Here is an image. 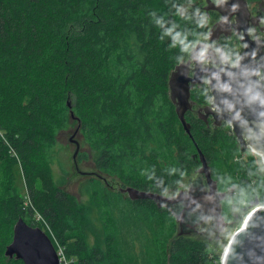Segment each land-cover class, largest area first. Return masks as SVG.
<instances>
[{
    "label": "trees",
    "instance_id": "obj_1",
    "mask_svg": "<svg viewBox=\"0 0 264 264\" xmlns=\"http://www.w3.org/2000/svg\"><path fill=\"white\" fill-rule=\"evenodd\" d=\"M207 23L201 0H0V264H23L4 251L18 218L44 229L30 222L35 214L68 264H221L219 242L175 236L174 217L152 200H131L94 175L79 201L57 186L51 168L55 134L72 110L94 167L121 184L175 193L200 166L199 150L215 180L242 172L234 201L247 200L255 163L235 162L233 132L187 111L189 136L168 98L170 70ZM191 96L196 106L211 101L205 82Z\"/></svg>",
    "mask_w": 264,
    "mask_h": 264
},
{
    "label": "water",
    "instance_id": "obj_2",
    "mask_svg": "<svg viewBox=\"0 0 264 264\" xmlns=\"http://www.w3.org/2000/svg\"><path fill=\"white\" fill-rule=\"evenodd\" d=\"M205 1L206 14H209V10L220 13V19L208 30L209 39L226 34L231 26L236 32L243 31L247 36L246 20L250 11L246 0ZM233 16L236 23L231 24L230 19ZM204 44V41L196 42L188 57L177 63L168 74V98L174 105L178 120L184 132L191 136L190 123L185 118L186 112L195 103L191 98V89L194 84L200 85L206 81L212 102L198 108V118L209 125L210 116L214 127L223 122L228 124L240 151H244L248 144L254 151L257 167L263 171L261 156L264 158V78L258 80L257 75L260 70L264 71V55L255 56L252 53L253 45L245 41V49L235 65L214 68L204 64V59L210 56L199 54ZM70 119L77 121V127L69 138L75 145V159L80 145L74 136L79 131L80 122L72 110ZM244 135L248 143L245 142ZM198 155L200 166L195 170L197 175L188 182L185 189L180 188L170 195L124 186L119 187V192L131 200L150 199L157 207L166 208L175 220V236H194L207 242H218L232 228L226 226L221 213V202L226 196L232 195L234 186L228 187L226 192L219 191L203 153L198 150ZM77 171L79 172L78 169ZM90 174L104 177L96 172ZM4 255L22 260L23 264H60L56 249L45 231L39 226L29 225L22 217L13 226L12 240L7 244ZM220 261L221 264H264V208L253 209L240 227L234 230Z\"/></svg>",
    "mask_w": 264,
    "mask_h": 264
},
{
    "label": "rangeland",
    "instance_id": "obj_3",
    "mask_svg": "<svg viewBox=\"0 0 264 264\" xmlns=\"http://www.w3.org/2000/svg\"><path fill=\"white\" fill-rule=\"evenodd\" d=\"M262 1V0H261ZM264 2V1H263ZM201 5H207V2L205 0H201ZM208 23H211V20L208 19ZM206 35L202 37V39H205ZM201 40V38L199 39ZM70 124L67 125L65 128L60 129L55 134V144L51 150V168L53 177L55 180V183L60 188L64 189L66 192H69L70 194L74 195L79 199V201H84L90 190H92L93 186L91 184V178L95 177L94 175L90 174V172H96L100 175H103L107 178L109 188L113 190H118L119 187H124L125 185L121 184L119 181L115 180L112 176L97 170L94 167V159H93V153L94 151L92 148L88 145V143L85 141L83 134L81 130L79 129L78 133L74 138L78 140L79 142V150L76 154L75 159H73V154L75 151V145L73 142L70 141V136L73 134L75 128L77 127V122L72 119H70ZM227 130H231L230 126L224 127ZM236 139V138H235ZM237 150L238 152L235 155V162L237 163H246L247 165H250L249 158H250V150H247L246 153L239 151V144L236 141ZM244 153V154H243ZM77 165V168H76ZM237 168H239L237 166ZM79 170V172L77 171ZM239 170V169H238ZM236 170L235 172L228 171L226 172L225 176H222L221 178H217V188L219 191L226 192L227 188L230 186H237L236 190L233 191L232 196L230 199L240 200L239 192L241 193V187L243 185L241 184L240 177L242 175V172ZM13 171L15 174V180H14V187L16 191L22 196L23 204L25 205L27 203L26 195L27 190L25 187V182L22 175V169L20 167V163H16L13 167ZM82 172H85L84 174ZM196 173H194L191 177L186 179L184 183L180 186V188H186L187 184L190 180L194 179L196 177ZM256 176L259 177L256 173ZM214 179V178H213ZM221 179V181H219ZM255 177H252V181H254ZM240 186V187H239ZM179 188V189H180ZM177 192V191H176ZM174 194V193H170ZM243 194V192H242ZM125 197H128L124 194ZM264 199V198H263ZM261 199V201H264ZM240 205L242 203H239ZM231 206V205H230ZM229 206V212H235V209H230ZM238 206V205H237ZM251 207V206H250ZM252 206L251 208H253ZM251 208H248L245 212H242V216L240 215L239 218H237L235 221H232L228 226H232L231 230L229 232H225L224 236H221L219 243L214 244L216 249L219 251V256L221 260V254L224 250V247L226 246L229 237L231 234L236 230L243 222V219L245 215L249 212ZM27 222H29V218H26ZM32 219V220H31ZM30 219V222H34L36 225L43 226L44 229L48 230V235H50L53 239L52 243L56 249V251H59L61 254L59 257H63V264H68L69 260L65 254L64 246L61 244L57 238L51 233L50 229H47L45 226V221L41 218L39 214H35ZM40 227V226H39ZM170 228V224L168 225ZM42 228V227H41ZM43 229V230H44ZM168 228H166L164 232V239H170V235L167 234ZM51 239V240H52ZM90 243H92V240H90ZM136 246H139V243H136ZM145 248H147V252L152 253L154 250V246L150 245L149 241H146ZM221 262V261H220Z\"/></svg>",
    "mask_w": 264,
    "mask_h": 264
},
{
    "label": "flooded vegetation",
    "instance_id": "obj_4",
    "mask_svg": "<svg viewBox=\"0 0 264 264\" xmlns=\"http://www.w3.org/2000/svg\"><path fill=\"white\" fill-rule=\"evenodd\" d=\"M210 1L217 2L218 0H210ZM263 1L264 0L262 1L261 0H246L249 11H250L249 17L246 20L248 22L247 33H246L247 36L243 34V31H240L239 33L236 32L234 27L231 26L230 30L226 34H221L219 35V37L214 36L217 38L209 39L207 37L208 30L210 26H212L216 21L220 19V13L217 10L208 11L209 14H206V16H207V20L208 19L211 20V23L206 24V28H207L206 37L205 39L201 38V40L197 41V42L199 41L205 42L204 46L200 48L199 54L207 55V57L210 56L209 58L204 59L205 65L213 66L214 68H218L220 65H229V66L235 65L237 59L239 58V55L245 49V41L253 45L252 53H254L255 56L257 54L260 57H263L264 55V2ZM204 6H202L203 10H204ZM230 22L231 24L236 23L234 16L230 19ZM215 61H217V63H215ZM257 78L258 80H262L264 78L263 70H260L259 74L257 75ZM195 86H199V85L194 84L191 89V92ZM211 102H212V96H211V101L208 102L207 105L211 104ZM199 107L201 106H196V103H194L193 108L190 110L197 117L199 114V111H198ZM208 123L210 126L214 127L212 125V120L210 116L208 117ZM220 126L226 127L229 125L223 122ZM244 138H245V142L248 143L245 135H244ZM247 150H250V152H247ZM241 152L250 153L249 156L253 158L254 163H255V172L253 173L251 172L252 175L255 177L254 181L251 180V185H250L252 189L251 190L252 195L251 193L248 194L246 197H249V198L243 201L242 204L241 205L239 204L238 206H237L238 203L234 200H232L229 204L227 203L228 202L227 199L231 198L232 195L226 196L222 200L221 213L224 217L226 226H228L232 222L229 220L239 218L240 215L242 216L243 214L242 212H245L248 208H251L252 206H255V205H258L264 202V201H261V199L264 198V170L261 171L257 167V162H256L254 151L250 148L248 144H247V148ZM261 163H262V166L264 167V158L262 156H261ZM256 173L259 177L256 176ZM234 190H235V186H234ZM255 201H257V204H254ZM229 206H230V209H235V212H229L228 210Z\"/></svg>",
    "mask_w": 264,
    "mask_h": 264
},
{
    "label": "built area",
    "instance_id": "obj_5",
    "mask_svg": "<svg viewBox=\"0 0 264 264\" xmlns=\"http://www.w3.org/2000/svg\"><path fill=\"white\" fill-rule=\"evenodd\" d=\"M257 207H262V208H264V202H263V203H260V204H258V205H255L253 208H251V209L249 210V212L245 215L243 221H245L246 218H247V216L251 213V211H252L253 209L257 208ZM56 252H57V255H58V257H59L61 253H60L59 251H56ZM63 260H64L63 257H59V263H60V264H63Z\"/></svg>",
    "mask_w": 264,
    "mask_h": 264
},
{
    "label": "bare ground",
    "instance_id": "obj_6",
    "mask_svg": "<svg viewBox=\"0 0 264 264\" xmlns=\"http://www.w3.org/2000/svg\"><path fill=\"white\" fill-rule=\"evenodd\" d=\"M243 222H244V221H243ZM243 222H242V223H243Z\"/></svg>",
    "mask_w": 264,
    "mask_h": 264
}]
</instances>
